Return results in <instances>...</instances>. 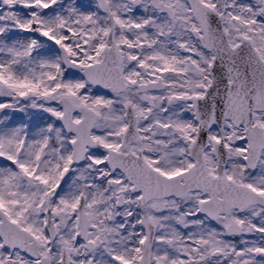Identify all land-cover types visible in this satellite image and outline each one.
Here are the masks:
<instances>
[{
	"label": "snow or ice",
	"instance_id": "1",
	"mask_svg": "<svg viewBox=\"0 0 264 264\" xmlns=\"http://www.w3.org/2000/svg\"><path fill=\"white\" fill-rule=\"evenodd\" d=\"M0 264H264V0H0Z\"/></svg>",
	"mask_w": 264,
	"mask_h": 264
}]
</instances>
